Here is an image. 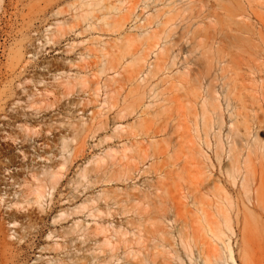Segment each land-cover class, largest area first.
I'll return each instance as SVG.
<instances>
[{"label": "rangeland", "instance_id": "obj_1", "mask_svg": "<svg viewBox=\"0 0 264 264\" xmlns=\"http://www.w3.org/2000/svg\"><path fill=\"white\" fill-rule=\"evenodd\" d=\"M236 14V2L233 0H6L4 8H0V196L6 199L0 205V224L5 232H9L6 234H12L22 223L29 225V221H22L27 211L33 210L36 217H41L35 208L21 210L23 213L17 208L8 209L9 204L11 206L19 198L22 200L21 196L13 195L20 187L18 194H28L26 185L22 187V183H47L44 171L63 167L60 183L54 192L50 191L52 196L45 199L44 206L50 215L45 223L37 220L30 224L33 229L37 225L44 226L41 242L32 238L23 249L19 264H32L39 258L40 248L47 244L64 243L62 238L47 240L49 230L68 231L74 223L89 236L82 245L84 253L79 254L80 257L87 255L85 250L93 247L92 235L97 232L98 224L108 227L112 223L127 229L130 227L128 221L136 219L134 215L127 214L104 216L100 220L91 216V207L105 211L106 202L111 206L117 200L121 206L130 208L134 200L153 196L158 182L170 184V149L164 143L158 144L161 138H165L163 136L169 139L170 130L167 125L165 131L160 129V133L165 115L155 116V101L169 93L165 88L170 86L171 71L167 61L168 68H163L158 75L152 78L146 74L154 70L157 61L159 50L152 48L153 43L157 41L163 48L169 42L165 47L170 58L171 45L179 42V38L182 41V37L203 38L218 33L226 18L235 19ZM163 22H169V25L161 26ZM170 23H174L173 26ZM57 28L62 31L56 36ZM148 33H154L153 41L145 37ZM47 39L54 40L56 44L48 43ZM148 45L152 50L146 47ZM159 46L156 49H160ZM118 55L125 57L119 60L116 59ZM131 55L141 56L144 60L134 66ZM105 56L113 58L110 61ZM106 59L111 66L103 68ZM68 77L70 80L82 77L84 82L77 84L70 96L60 86ZM141 77L147 80V94L143 101L146 106L153 105L144 111L149 114H143L147 122L140 127L137 125L130 133L129 126H134L144 108H136L134 114L123 117L124 113L119 110L130 90L137 83L145 84ZM41 79L46 81L40 83ZM31 103L36 104L30 110L28 104ZM82 124L86 126L81 128ZM24 125L32 130H26ZM135 144L140 146L139 149H127ZM125 154L128 159L123 158ZM100 158H103L101 164L94 165V160ZM84 168L87 169V177L83 179L80 173ZM90 200L94 203L91 204ZM51 208L53 211L50 213ZM113 209L118 207L113 206ZM59 211L66 212V220L54 226L53 217ZM19 220L21 224L12 229V223ZM11 229L12 232L9 231ZM263 250L256 249L254 253L259 251L263 254ZM252 264L264 262L255 260Z\"/></svg>", "mask_w": 264, "mask_h": 264}, {"label": "bare ground", "instance_id": "obj_2", "mask_svg": "<svg viewBox=\"0 0 264 264\" xmlns=\"http://www.w3.org/2000/svg\"><path fill=\"white\" fill-rule=\"evenodd\" d=\"M233 1L237 7L235 19L226 18L225 25L219 27L218 33L203 38L182 37V41L179 38L181 43L175 40L171 45L170 58L167 53L169 50L165 47L169 42H166L163 48L156 40V44L153 43L152 48L160 47L153 48L159 50L157 61L154 70L145 73L153 78L168 65L171 71L170 86L165 88L169 93H162L164 97L157 99L156 104L154 102L157 113L155 116L165 115L159 130L165 131L167 125L170 130L169 139L163 136L165 138L157 141L170 149V184L158 182L153 196L146 195L134 200V205L130 208L121 206V202L117 200L113 201L111 206L110 202H106L105 211L100 207H91V216L100 220L104 216L127 214L134 215L136 219L128 221L130 227L127 229L120 225L113 226L112 223H109L108 227L98 224L95 229L97 232L92 235L93 247L85 250L88 252L85 256L80 257L79 254L84 253L82 245L87 242L89 236L81 231L77 223L68 231L49 230L47 240L62 238L65 241L41 247L39 258L32 264H107L116 261H121L120 264H252L255 260L264 262V250L263 254L258 251L260 255L257 251L254 253L256 249L264 248V0ZM5 2L6 0H0V8H4ZM247 11L250 14H247ZM168 23L163 22L161 26L166 27ZM173 24L170 23L171 26ZM61 31L59 28L56 36ZM153 34L148 33L145 37L151 39ZM52 37L55 38L54 35ZM53 41L50 39L48 43ZM146 47L150 48L149 45ZM123 56L118 55L116 59H123ZM132 57L134 66L144 60L141 56ZM111 58L113 57L108 59L111 61ZM108 59L103 61V68L111 66ZM55 76L53 77L57 78ZM80 78H65L66 81L60 84L61 88L69 93L68 96L77 84H84L83 78ZM45 81L41 79L40 83ZM55 81L58 82L57 79ZM143 81L144 85L140 82L134 87L131 86L133 88H130L119 110L121 114L124 113L120 114L123 117L126 114H134L136 108H144L134 124L132 123L134 126H129L130 133L145 122L143 114H147L145 112L153 105L150 103L146 106L143 101L147 94V80ZM35 104H28L29 109H34ZM34 111H37V108ZM81 126L84 128L86 124ZM23 127L26 130L31 129L27 125ZM135 145L127 149H139L140 146ZM108 155L112 157L111 154ZM123 158L128 159V156L125 154ZM102 159L94 160V165L101 164ZM61 168L44 171L48 178L47 183H39L37 178L36 185H32V182H23L22 185L18 183L22 187L23 184L26 185L27 190L24 189L28 194L21 191L20 195L18 191L21 187L16 189L17 192L13 195L21 196L22 200L19 198L13 201L11 206L8 205V209L17 208L23 213L21 210L35 208L41 217H36V212L32 209L27 211L22 221H29V225L21 224V220L14 223L12 221V229L21 224L20 228L9 230L13 231L12 234H6L8 231L5 232L0 224V264H19L23 249L32 238L41 242L44 226L37 225L33 229L30 224L37 220L42 224L50 215L44 206L45 199L52 196L50 191L54 192L60 183ZM80 175L83 179L86 178L87 169L84 168ZM5 200L1 197L0 205H3ZM89 202L94 203L93 200ZM113 206L118 209H113ZM51 210L53 211V208L49 212ZM65 220L66 212L59 211L53 217V225L58 226Z\"/></svg>", "mask_w": 264, "mask_h": 264}]
</instances>
